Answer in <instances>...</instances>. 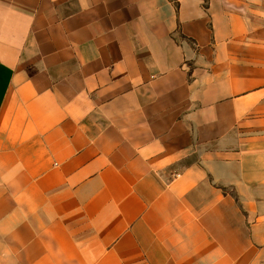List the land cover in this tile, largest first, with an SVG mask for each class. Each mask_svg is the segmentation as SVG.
<instances>
[{"label":"crops","instance_id":"1","mask_svg":"<svg viewBox=\"0 0 264 264\" xmlns=\"http://www.w3.org/2000/svg\"><path fill=\"white\" fill-rule=\"evenodd\" d=\"M0 264H264V0H0Z\"/></svg>","mask_w":264,"mask_h":264}]
</instances>
